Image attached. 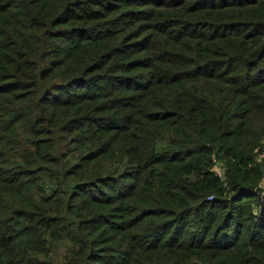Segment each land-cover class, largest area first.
I'll return each instance as SVG.
<instances>
[{
    "label": "trees",
    "instance_id": "trees-1",
    "mask_svg": "<svg viewBox=\"0 0 264 264\" xmlns=\"http://www.w3.org/2000/svg\"><path fill=\"white\" fill-rule=\"evenodd\" d=\"M262 153L264 0H0V264H264Z\"/></svg>",
    "mask_w": 264,
    "mask_h": 264
},
{
    "label": "rangeland",
    "instance_id": "rangeland-1",
    "mask_svg": "<svg viewBox=\"0 0 264 264\" xmlns=\"http://www.w3.org/2000/svg\"><path fill=\"white\" fill-rule=\"evenodd\" d=\"M216 173H219L217 170H216ZM262 184H264V180H262ZM63 253V249H62V246H59L56 250H55V257L56 259H59L61 257Z\"/></svg>",
    "mask_w": 264,
    "mask_h": 264
},
{
    "label": "built area",
    "instance_id": "built-area-1",
    "mask_svg": "<svg viewBox=\"0 0 264 264\" xmlns=\"http://www.w3.org/2000/svg\"><path fill=\"white\" fill-rule=\"evenodd\" d=\"M260 156H264V153L260 154ZM262 180H264V177L262 178Z\"/></svg>",
    "mask_w": 264,
    "mask_h": 264
}]
</instances>
